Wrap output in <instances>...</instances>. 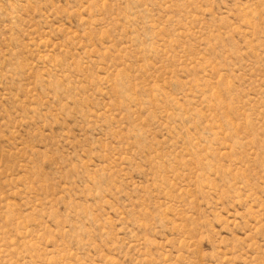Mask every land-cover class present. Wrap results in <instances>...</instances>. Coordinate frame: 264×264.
<instances>
[{
	"label": "rangeland",
	"instance_id": "1",
	"mask_svg": "<svg viewBox=\"0 0 264 264\" xmlns=\"http://www.w3.org/2000/svg\"><path fill=\"white\" fill-rule=\"evenodd\" d=\"M0 264H264V0H0Z\"/></svg>",
	"mask_w": 264,
	"mask_h": 264
}]
</instances>
